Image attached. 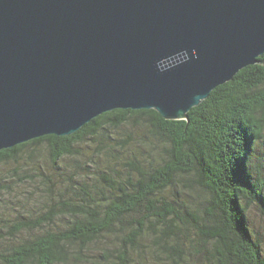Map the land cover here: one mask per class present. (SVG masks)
<instances>
[{
  "label": "trees",
  "instance_id": "obj_1",
  "mask_svg": "<svg viewBox=\"0 0 264 264\" xmlns=\"http://www.w3.org/2000/svg\"><path fill=\"white\" fill-rule=\"evenodd\" d=\"M259 60L215 89L188 119L115 110L74 135L1 150L0 167L35 164L45 154L55 168L86 156L90 142L98 151L86 164L96 172L77 163L55 195L48 190L51 175L34 167L35 176H26L47 187L45 201L38 216H0V245L12 242L0 251V264H264L248 219L253 204L264 213V179L252 161L264 143V55ZM127 127L143 128L144 135L137 140L128 132L110 143ZM133 144L131 158L116 157ZM13 190L0 172V203ZM196 191L205 195L202 201L194 199ZM64 219L62 229H46ZM24 232L37 233L13 243Z\"/></svg>",
  "mask_w": 264,
  "mask_h": 264
},
{
  "label": "water",
  "instance_id": "obj_2",
  "mask_svg": "<svg viewBox=\"0 0 264 264\" xmlns=\"http://www.w3.org/2000/svg\"><path fill=\"white\" fill-rule=\"evenodd\" d=\"M264 55V0H0V151L115 110L188 113Z\"/></svg>",
  "mask_w": 264,
  "mask_h": 264
},
{
  "label": "rangeland",
  "instance_id": "obj_3",
  "mask_svg": "<svg viewBox=\"0 0 264 264\" xmlns=\"http://www.w3.org/2000/svg\"><path fill=\"white\" fill-rule=\"evenodd\" d=\"M132 132L134 138L138 139V136L144 135L145 130L142 128L138 129H131V127L125 128L123 131L119 133H113V139L110 143L114 144L117 142L118 139H121L125 136V133ZM138 142V141H137ZM136 144V143H135ZM118 145V144H117ZM134 149V144L131 149L126 150L122 149V151L116 152V157H124L131 158L132 157V150ZM86 156L79 158V160H74L67 158L60 163L59 168H55L51 165L48 157L44 154L41 158H39L38 162L35 164L27 163L25 161L21 162L20 164H10L6 166L0 167V172L3 178L5 177L9 183H12V187H14V192L11 195H7L6 199L0 203V216L4 215L7 219H17L20 217L21 220H25L30 216H36L40 213L41 202H44L46 197V189L47 187L39 184L37 181H33L26 176H32L35 174L33 173V168H37L40 171H44L46 174L51 175L53 177V185L48 189L52 191V194L55 195L63 190H65L64 185L69 183V176L75 170V165L77 163H82L83 167H86L87 171L91 173H95L96 169L93 166H87L86 164L89 163L91 160V155L97 153L96 145L93 142H90L85 146L83 149ZM93 159H96L94 157ZM102 160H100L101 162ZM253 165L256 167V171L260 170L264 179V143L257 146L256 151L253 154ZM112 166H116L121 168L115 161L112 160L110 162ZM261 166V168H259ZM15 171L19 173V176L15 174ZM19 177H22L25 180H29L24 184H20ZM66 178V179H64ZM194 199L196 201H202L205 195H203L200 191L194 192ZM40 206V207H39ZM42 210L41 212H43ZM38 216V215H37ZM248 219L249 224L251 226V230L255 237H257L261 243L262 249L264 251V213L263 208L258 204H253L248 210ZM18 220V219H17ZM56 224L52 226L46 227L47 230H57L58 228H63L64 224L67 220H59L56 221ZM6 234L5 237H8L7 230L2 231ZM1 233V232H0ZM37 232H24L20 234L16 241L13 243L19 244L26 239L33 238ZM149 239V238H148ZM150 242L147 241V244ZM12 242L10 240H4L0 245V251H5L11 246ZM150 259L154 258V254L150 253L148 255Z\"/></svg>",
  "mask_w": 264,
  "mask_h": 264
}]
</instances>
